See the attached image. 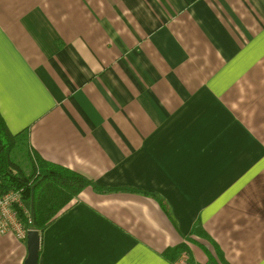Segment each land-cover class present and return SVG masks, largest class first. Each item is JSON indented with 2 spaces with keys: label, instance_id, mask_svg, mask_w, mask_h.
<instances>
[{
  "label": "crops",
  "instance_id": "obj_1",
  "mask_svg": "<svg viewBox=\"0 0 264 264\" xmlns=\"http://www.w3.org/2000/svg\"><path fill=\"white\" fill-rule=\"evenodd\" d=\"M0 116L39 160L141 192L84 189L37 264H264V0H0ZM26 257L0 235V264Z\"/></svg>",
  "mask_w": 264,
  "mask_h": 264
},
{
  "label": "trees",
  "instance_id": "obj_2",
  "mask_svg": "<svg viewBox=\"0 0 264 264\" xmlns=\"http://www.w3.org/2000/svg\"><path fill=\"white\" fill-rule=\"evenodd\" d=\"M0 188L3 193L20 192L22 200L29 205L30 221L20 212L18 221L25 231L35 230L42 234L63 210L86 188L101 194L118 192L141 193L136 190L119 188H102L94 182L87 180L67 169L44 162L30 152L28 132L13 135L7 129L0 116ZM146 196H154L142 193ZM166 211V207H164ZM191 234L205 237L199 223H196ZM184 253L188 258L190 254L186 246L167 249L163 253L166 260L171 263ZM172 256V258H169ZM207 264H213L211 260Z\"/></svg>",
  "mask_w": 264,
  "mask_h": 264
},
{
  "label": "built area",
  "instance_id": "obj_3",
  "mask_svg": "<svg viewBox=\"0 0 264 264\" xmlns=\"http://www.w3.org/2000/svg\"><path fill=\"white\" fill-rule=\"evenodd\" d=\"M20 212L27 218V223L31 224L30 211L22 200L20 192L3 193L0 188V235L10 234L17 240H25L28 231H25L18 221Z\"/></svg>",
  "mask_w": 264,
  "mask_h": 264
},
{
  "label": "water",
  "instance_id": "obj_4",
  "mask_svg": "<svg viewBox=\"0 0 264 264\" xmlns=\"http://www.w3.org/2000/svg\"><path fill=\"white\" fill-rule=\"evenodd\" d=\"M40 237L37 231L31 230L26 234L27 257L24 264H37Z\"/></svg>",
  "mask_w": 264,
  "mask_h": 264
}]
</instances>
